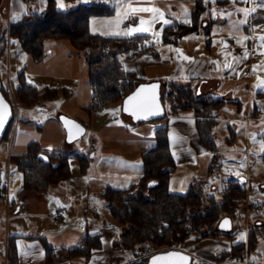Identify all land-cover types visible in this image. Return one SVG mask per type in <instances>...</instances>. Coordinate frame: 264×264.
Listing matches in <instances>:
<instances>
[{
	"label": "crops",
	"instance_id": "1",
	"mask_svg": "<svg viewBox=\"0 0 264 264\" xmlns=\"http://www.w3.org/2000/svg\"><path fill=\"white\" fill-rule=\"evenodd\" d=\"M62 2H65V11H68L78 5H89L99 0H60L61 4ZM167 4L169 10H165V15L168 24H164L163 19L150 20L160 35L155 42L145 40L144 45L149 47V50L133 58L127 57L126 54H119L118 58L125 70L135 72L143 82H160L161 95L163 88L173 83L178 88L193 89L197 97L221 100L220 109L212 117L215 120L214 147L209 148L200 139L197 127V120L200 118L192 110L171 111L168 101L164 100L166 117H169L167 121L160 120L165 121L161 122L162 124H159L160 121L154 122L156 120L134 122L122 112V101H119L105 108L107 110L111 105L118 103L119 111L124 115L122 123L106 124L98 130L102 139L103 154L97 159L93 156V160L88 161L87 169L82 171L79 160L74 157L76 162L72 163L66 150L62 151L68 137L60 118L66 116L80 122L84 126L83 136L92 126L95 112L87 111L91 102V88L87 78L86 60L66 41H53L52 46L47 45L48 54L42 62L32 61L27 54L23 58L20 43H12V39L4 32L11 23H16L25 16L43 14L46 0H2L0 40L3 39L4 48L8 50L6 67L0 68V84L7 87L12 98H16L18 75L24 72L27 83L37 86L41 92L47 87L69 91L65 96L60 94L54 100L43 101L28 108L38 107L40 112L50 111L47 109V102L65 99L62 100L65 102L61 106H55L52 113L55 117L39 124L29 120L21 122L20 119L16 125L13 122L6 138L8 148L11 149L10 155L24 153L29 143L36 142L48 150L44 151L46 155H67L71 176L64 182L50 185L44 193L20 194V189L16 198L9 199V193L8 199L0 196V264H47V246L53 250V260L50 264H128L129 251L116 248V241L123 235L125 228L119 229L116 225L106 228V225H103L101 228L90 229L88 215L90 213L93 219L100 220L101 214L94 203L96 201L99 205L104 201L102 207H107L103 194L108 187L124 190L140 180L144 171L142 156L155 145V130L162 125L168 126L169 147L175 162L169 180V190L172 193L184 194L193 186L199 194L204 195L208 192L213 171H218L224 164L237 163L243 158L248 166L246 177L239 180L243 187L253 177V166L259 164L260 168H264V145L254 149L255 143H264L261 135L264 129V85L261 84L264 81V69L258 67L260 59L256 58L250 44L237 43V36L214 25L222 21L221 19L226 23L229 14L233 13L231 11L234 5L225 0L217 1V14L213 20V14L205 16L209 5L204 2L205 11L200 17L199 25L192 28L191 20L197 6L196 0H171ZM56 5L59 10L57 0ZM154 7L155 2L151 0H128L126 16L128 20L139 19L144 12H132L131 9ZM150 13L151 11L146 12L148 15ZM255 20L257 23L264 21V14L261 11L255 15L249 14L245 22L254 23ZM127 25L128 23H124L120 28L123 30ZM133 25L138 27L139 21L136 20ZM181 25L187 27L179 28ZM166 30L182 33V42L174 44L168 41ZM12 49L15 50L14 54L11 53ZM226 64L229 67H225ZM5 70L15 74L17 86L14 94L8 87L9 82L6 84L3 79ZM37 75L53 77L49 82L55 80L60 83L50 86L44 83L40 89L39 85L42 83L34 82ZM69 80H76L77 86L67 87L62 84L63 81ZM73 98L75 105L68 102ZM16 104L20 105L18 101ZM180 166H183L181 172L178 171ZM260 177L264 178V173L260 174ZM0 178L9 183L8 176L3 178L0 173ZM229 181L238 182V179L231 175L225 181L224 187ZM213 188L212 186L210 189ZM48 195L60 200V205H53L55 213L59 207L67 209L60 220L66 219V222L56 229L46 223V214L50 208ZM50 219L53 224L60 223L54 222L52 216ZM81 219H85L83 223ZM75 220L80 222L77 230H72L71 224ZM69 221L71 224L67 226ZM86 231L100 235V248L92 249L87 260L84 257L70 259L69 248L79 245ZM229 231L225 233L229 234ZM241 242L247 243V236L246 239L237 238L236 235L230 240H218L214 236L198 238L197 235H191L181 244L180 249L191 254L196 260L213 262ZM8 246L15 249L11 259L8 257ZM82 258L83 262L78 261ZM224 259H219L221 264H226Z\"/></svg>",
	"mask_w": 264,
	"mask_h": 264
},
{
	"label": "trees",
	"instance_id": "2",
	"mask_svg": "<svg viewBox=\"0 0 264 264\" xmlns=\"http://www.w3.org/2000/svg\"><path fill=\"white\" fill-rule=\"evenodd\" d=\"M204 2L205 0H196L197 6L191 20L192 28L199 25L200 17L205 11ZM1 3L2 0L0 5ZM111 14L113 9L99 2L81 4L68 11H59L56 0H46L43 14H30L16 23H11L4 34L7 33L9 38L20 43L23 51L34 62L45 60L48 54L46 40L50 39L68 42L82 56L89 53L85 60L91 88V102L87 111L91 113L122 101L138 84L144 83L135 72L124 69L118 55L126 54L127 57L133 58L147 52L149 47L144 45L145 36H102L90 29L91 17ZM166 31L168 39L173 31ZM18 81L16 98L18 103L26 108L39 105L43 101L54 100L60 94L65 96L69 93L66 89L48 87L41 92L37 86L27 83L24 72L18 75ZM0 90L12 104L7 87L0 84ZM162 100L168 101L171 111L192 110L200 118L197 120L200 139L209 148L214 147L215 120L212 117L220 109L221 100L197 97L193 89L178 88L173 83L163 88ZM12 106L13 119L3 138H7L15 119V109L13 104ZM168 134L167 125L155 130V145L142 156L144 171L136 184L124 190L108 187L103 194L111 217L125 228L123 235L116 241V248L128 250L129 254L149 253L164 245L176 247L191 235H197L198 238L226 235L224 231L219 230V222L226 217L231 219L246 197V189L240 182L235 181H229L225 185L220 201L217 202L214 196H210L207 199L208 207H205L204 198L193 186L184 194L172 193L169 190V180L175 162L170 152ZM77 157L81 170L85 171L87 159ZM9 160L22 173L20 194L44 193L50 185L64 182L71 176L67 155H46L42 146L36 142L29 143L24 153L10 155ZM150 182H154L151 187L148 186ZM250 232L247 236L248 253L255 250L258 235L261 233L258 230ZM100 246V235L89 234V231H86L79 245L69 248V258L84 257L87 260L91 250ZM244 248L245 242L238 243L232 246L230 252L223 253L219 259L227 258L231 254L243 255ZM14 251L12 246H8L10 259L13 258ZM46 251L47 264H50L53 260V250L47 246ZM148 259L141 264H146Z\"/></svg>",
	"mask_w": 264,
	"mask_h": 264
},
{
	"label": "rangeland",
	"instance_id": "3",
	"mask_svg": "<svg viewBox=\"0 0 264 264\" xmlns=\"http://www.w3.org/2000/svg\"><path fill=\"white\" fill-rule=\"evenodd\" d=\"M155 2V6L157 9L160 10V13L163 14V20L166 19L165 15V10H169V5L167 2L171 0H151ZM127 2L128 0H99V3L105 4L108 8L113 9V14L111 15H105V16H93L90 18V29L93 33L100 34L102 36H128L125 35L130 27H135L133 25L136 20L139 21L138 27L135 28H146L148 29L146 32H140V33H134L131 36H145L146 39H150L151 42H155L156 39L158 38L159 30L156 29V27L153 25H149L150 20H155L154 16H157L158 14L151 12L149 15L144 12L141 16H139V19L128 20V17L126 16V8H127ZM206 4L209 5L208 11L205 14L206 17H209L208 14H213V20L214 16L217 11V1L216 0H205ZM249 2V0H248ZM247 3H233L234 5L232 8L233 12L231 15H229V18L227 19L226 23L222 21H218V23H215V27H220L221 29H225L226 33L233 34L234 36L238 37L239 44H250L251 50H253L256 58L260 59L258 67H261V69H264V43L261 42L260 37L264 36V21L261 22H255L252 23L250 22H244L241 24V21H245V11L248 10L249 14H257L258 11H261L264 14V6L259 5L258 3L255 2V0H250L249 4ZM231 3V2H230ZM63 7L59 8V11H65L66 6L65 2H62ZM154 6V5H153ZM154 7V8H156ZM251 9H256V11L252 12ZM256 18V16H255ZM141 20L145 21V23L142 25L140 22ZM158 20H161L158 18ZM124 23H128L127 27H125L123 30L120 28V26ZM119 31V32H118ZM119 33V34H117ZM158 33V34H157ZM149 36V37H148ZM6 39H9L6 37ZM3 40V39H2ZM0 40V68L2 69L3 67H6V55H7V48H4V42ZM12 43L17 41L11 40ZM54 40H46V46L51 44L53 45ZM237 41V43H238ZM21 49V54L26 56V53L23 51L22 47ZM14 51L12 49V54H14ZM90 52V51H87ZM89 53H84L83 57L86 59ZM91 54V53H90ZM14 59V58H13ZM22 65L24 64V60L21 63ZM20 64V65H21ZM19 65V67H20ZM21 65V66H22ZM53 77L49 76H43V75H37V77H34V82H40L42 84L39 85V88L42 89L44 83H47V85H55L60 82L57 81H52ZM3 79H5V82H9V88L11 89L12 93H15V88L17 86V81L15 74L13 72L7 73L6 70L4 71L3 74ZM9 80V81H8ZM69 80L63 81L62 84L67 87H71L72 85L77 86L76 80ZM53 83V84H52ZM79 85V81H78ZM12 104L14 105L15 109V120H14V125H16L20 119L21 122H26L27 120L31 122H37L38 124L41 122H45L49 118L55 117L54 110L55 106L58 108L59 105L61 106L62 103H64L65 99H58L57 101L53 102H47V109H50V111H45V112H40L38 110V107H33L31 109H25L24 107L17 105L16 98H12ZM62 101V102H61ZM68 102L72 105H75L76 101L75 98L68 100ZM118 103L115 105H111L109 109L106 110H96L95 112V117L92 123V126L88 129L86 134L83 136H78L75 137V139H70L67 138L65 140V146L62 149V151L66 150V153L69 155L70 159H72V163L76 162V160H79L77 156L84 157L87 159V161L91 162L93 160V156H95V159L99 158L103 153H102V139L100 137V134L98 133V130L110 123H122L124 115L119 111ZM93 112V111H92ZM91 112V113H92ZM63 117V116H62ZM70 118V117H69ZM169 117L162 118L159 120H156L154 122H159L160 120H168ZM161 122L165 121H160L159 124H162ZM261 135H263L264 138V129L261 131ZM73 144V145H72ZM264 145V143L260 142V144L257 142L254 145V149H258L259 146ZM9 144L6 141V138H2L0 141V173L2 174L3 178H6L8 176V193H9V199L16 198L17 197V192L21 189L22 187V173L12 164L9 160V155L11 153V149L8 148ZM43 151L48 152L45 148H42ZM260 150V148H259ZM256 151V150H255ZM254 151V153H255ZM257 152V151H256ZM82 154V155H80ZM261 154V153H260ZM54 156V153L51 154ZM65 155V154H64ZM76 157V160L75 158ZM79 162V161H78ZM264 167V164H263ZM183 166L179 167V172L182 171ZM248 169V166L245 163L244 158L240 159L237 163H233L230 165L224 164L222 168H220L218 171L215 170L213 171V174L210 179V186L207 189V193L202 195L205 201V207L209 206V201L207 199L210 196H214L216 201L221 200V195L222 191L224 189V184L227 178H230L231 175L238 179V182L241 177H246V171ZM264 168H260V165L257 164L253 166V174L251 177V181L248 180L247 184L244 186L246 189V197L245 199L239 204L237 207V211L231 216V229L229 231L230 235H223L220 234L218 236H214V238L218 240H230L234 236L237 235L238 237L246 239V236H248V232L251 230H258L259 235H258V242L255 250L251 253H248L247 249V243H245V248L244 252L247 251L246 254V260L243 261L245 264H264V178L260 177V174L264 173ZM8 171V175H7ZM256 177V178H254ZM0 181H4V179H1ZM250 183V184H249ZM214 187L213 189H210L211 187ZM48 203L50 204V208L47 215V225H51L53 228H57L62 226L65 222L66 219L63 221H60L58 224H53L52 219L50 217L54 216V206L56 203L61 204L60 200H56L54 196L48 195L47 197ZM104 201H101V206L98 203H95L97 208V211L100 212L101 217L100 220H95L93 219L92 214L89 213L88 215V227L91 229H95L96 227H103V225H106V228H109L110 225H116L117 228H122L120 224L115 223L116 221L111 217L108 209L106 206L103 205L102 203ZM208 202V203H207ZM92 204V202H90ZM91 212V211H90ZM92 213V212H91ZM85 219H81V223H83ZM80 221H74V223L71 224V222H67V226L71 224L72 230H77L78 228V223ZM85 225V224H84ZM95 227V228H94ZM64 229V228H62ZM125 231V229H124ZM251 233V232H250ZM227 234V233H226ZM248 238V237H247ZM238 240V239H237ZM78 244V243H77ZM76 244V245H77ZM59 247V246H58ZM169 246H161L156 248L155 250L149 252V253H144L146 254L149 258L151 255H153L156 252L162 251V250H167ZM222 249V248H221ZM226 251L228 249H225ZM84 258L79 259L78 261L83 262ZM198 261V262H197ZM242 262V261H241ZM201 262L199 260H196L194 257L192 259V264H200Z\"/></svg>",
	"mask_w": 264,
	"mask_h": 264
},
{
	"label": "water",
	"instance_id": "4",
	"mask_svg": "<svg viewBox=\"0 0 264 264\" xmlns=\"http://www.w3.org/2000/svg\"><path fill=\"white\" fill-rule=\"evenodd\" d=\"M230 2H233V0H229ZM152 85H156L155 89L153 90L151 88ZM143 86L144 92L141 93V95L145 94H152L154 92L155 95V111H157L158 114L156 115H149L147 119L135 118L132 114V107L131 104L127 105L128 110L125 111L126 102L128 101V97L132 96L137 92L138 89H141ZM122 112L129 116L134 122H144V121H154L162 119L166 116V110L165 106L162 100L161 95V84L158 81L154 82H144L138 84L132 92H130L127 96H125L122 99ZM0 114L4 117V124L2 127H0V141L3 138V135L9 125V123L13 119V106L12 104L4 97L0 90ZM138 115H141L138 113ZM62 126L64 130L66 131L67 137L70 139H75V137L82 136L84 133V126L78 122L77 120H74L72 118L63 116L60 118ZM41 158L43 156H40ZM154 182H150L148 184L149 187L153 186ZM227 220L229 223L227 225H224L221 227L223 222ZM218 228L221 231H229L231 229V219L226 217L223 218L219 224ZM169 253H172V255H169ZM146 264H192V256L191 254L187 253L184 250L179 249H170V250H162L159 252L154 253L149 257Z\"/></svg>",
	"mask_w": 264,
	"mask_h": 264
},
{
	"label": "snow or ice",
	"instance_id": "5",
	"mask_svg": "<svg viewBox=\"0 0 264 264\" xmlns=\"http://www.w3.org/2000/svg\"><path fill=\"white\" fill-rule=\"evenodd\" d=\"M233 2H245L247 3L248 0H233ZM256 3H258L261 6H264V0H255ZM58 6L63 7V5L60 3V0H57ZM132 12H147V11H151L153 13L158 14L157 16H154V19L163 18V14L160 13V10L157 8H139V9H131ZM245 11V20L247 19L249 12L248 10H244ZM252 12L256 11V9H251ZM231 15V14H229ZM245 21H241L240 23L243 24ZM142 25L145 23V21L141 20L140 22ZM149 23V25H151L152 21L147 22ZM164 24H168L169 21L167 19L163 20ZM148 29L140 27V28H135V27H130L128 29V31L126 33H124L125 35L131 36L134 33H140V32H146ZM119 34V33H117ZM158 34V33H157ZM260 40L262 43H264V36L260 37ZM239 43V41H238ZM178 51V50H177ZM185 59H188L187 57H185ZM225 67H229V65H225ZM262 85H264V81L261 82ZM156 87V85H152L151 88L154 90ZM144 92V88L143 86L141 87V89H138L137 92L135 94H133L132 96L128 97V101L126 102V107H125V111L128 110L127 105L131 104L132 107V111L131 114L137 118H144L147 119L149 115H156L158 114L157 111H155V95L154 92L152 94H145V95H141V93ZM141 114V115H138ZM4 124V117L2 114H0V127H2ZM229 223V221L225 220L223 222V224L221 225V227H223L224 225H227ZM169 255H172V253H169Z\"/></svg>",
	"mask_w": 264,
	"mask_h": 264
},
{
	"label": "built area",
	"instance_id": "6",
	"mask_svg": "<svg viewBox=\"0 0 264 264\" xmlns=\"http://www.w3.org/2000/svg\"><path fill=\"white\" fill-rule=\"evenodd\" d=\"M184 35L180 32H172L169 35L168 41L171 43H180L183 40ZM177 115V114H175ZM0 196L4 199H8V181L5 179L4 181H0ZM66 207H59L53 216L54 222H59L62 220L64 215L66 214ZM180 244H178L176 247H169L167 250L170 249H180ZM246 254L243 255H231L224 259V262L226 264H232L234 262H243L246 260ZM148 256L143 253L139 252H130V258L128 264H141ZM201 263L200 264H221V261L218 259L216 261L210 262L203 259H198Z\"/></svg>",
	"mask_w": 264,
	"mask_h": 264
},
{
	"label": "flooded vegetation",
	"instance_id": "7",
	"mask_svg": "<svg viewBox=\"0 0 264 264\" xmlns=\"http://www.w3.org/2000/svg\"><path fill=\"white\" fill-rule=\"evenodd\" d=\"M216 1H218V0H216ZM221 1H223V0H221ZM225 1H229V0H225ZM230 2V1H229ZM249 2H250V0H249ZM249 2H248V4H249ZM233 3H244V2H233Z\"/></svg>",
	"mask_w": 264,
	"mask_h": 264
}]
</instances>
